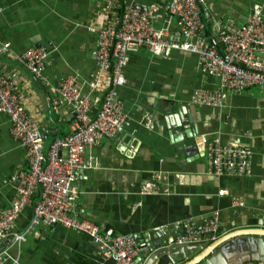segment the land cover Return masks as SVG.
<instances>
[{
	"label": "crops",
	"instance_id": "obj_1",
	"mask_svg": "<svg viewBox=\"0 0 264 264\" xmlns=\"http://www.w3.org/2000/svg\"><path fill=\"white\" fill-rule=\"evenodd\" d=\"M167 2L120 0V5L132 4L140 10L156 5L154 26L162 27L169 20L167 27L172 31L176 19L167 14ZM254 3L261 5L264 15V0H203L208 41L219 47L215 20L222 29L233 31L245 23ZM0 5V46L9 45L0 52V74L24 95V107L37 119L47 149L56 137L69 133L75 120L55 90L60 78L73 76L77 88L92 100L101 99L110 78L116 79L112 70L98 68L97 32L89 27L104 25L121 8L110 13L105 0H0ZM40 44L48 50L43 80L17 60L26 49ZM110 85L122 101L126 119L113 137L101 138L82 155V159L91 158L93 166L78 177L75 208L80 217L101 230L132 233L156 246L175 238L185 219L202 223L213 212H218L220 236L264 228L262 88L227 89L220 107L196 103L194 90L219 87V80L202 70L198 56L173 50L164 57L144 46L128 52L118 81ZM96 112L97 105L91 108L92 115ZM186 131L188 136L196 135L198 142L184 147ZM214 138L251 148L247 175L208 171L205 146ZM26 167L24 148L13 137L8 116L0 111V209H7L14 200L16 175ZM149 181L153 187L143 193ZM38 192L20 211L12 232L23 231L29 223ZM158 226L164 228L155 235ZM1 250L16 258V264H117L89 235L58 224L36 225L20 242L0 239ZM139 255L148 257L149 252ZM181 260L177 255L175 264Z\"/></svg>",
	"mask_w": 264,
	"mask_h": 264
},
{
	"label": "built area",
	"instance_id": "obj_2",
	"mask_svg": "<svg viewBox=\"0 0 264 264\" xmlns=\"http://www.w3.org/2000/svg\"><path fill=\"white\" fill-rule=\"evenodd\" d=\"M203 0H168L165 5L169 16L176 19V27L169 31L167 23L155 27L158 6L150 5L140 10L132 4L120 5V0H105L112 15L104 25L91 26L97 32L95 58L102 71H110L107 89L101 99L90 98L77 88L75 78L66 75L55 87L58 98L66 103L74 115V122L68 134L56 137L45 149L43 135L37 119L24 107V95L14 90L13 83L0 74V111L11 122V132L24 148L27 167L16 175V196L7 209H0V239L20 242L24 234L36 225H61L68 229L89 235L97 247L115 259L117 264H144L139 255L151 241L137 238L132 233H115L112 228L101 230L96 223L80 217L75 208L79 193L80 173L93 166L91 158L82 159L84 151L97 144L101 138L115 135L126 119L112 81H118L128 58V52L146 47L152 54L167 57L173 50L187 51L198 56L201 68L219 80L216 89L198 88L192 94V101L220 107L227 89L241 91L249 86L264 90V15L261 5L254 3L245 23L233 31H226L215 20L216 38L219 47L208 41L206 24L202 15ZM2 6L0 5V12ZM8 43L0 46V52L8 49ZM48 55L47 48L35 45L21 53L17 60L35 77L44 79L42 69ZM93 85V83H91ZM97 105L95 115L91 108ZM206 148L208 171L213 174L233 173L247 175L250 172L252 150L241 143H221L211 140ZM152 182H146L142 192H149ZM38 189V198L33 201L29 223L21 232H12V225L20 211L32 202V195ZM181 232L173 242L191 244L209 242L220 236L218 212L211 213L202 223L191 218L180 223ZM163 226L154 229L162 233ZM10 259L6 250L0 251V264Z\"/></svg>",
	"mask_w": 264,
	"mask_h": 264
},
{
	"label": "water",
	"instance_id": "obj_3",
	"mask_svg": "<svg viewBox=\"0 0 264 264\" xmlns=\"http://www.w3.org/2000/svg\"><path fill=\"white\" fill-rule=\"evenodd\" d=\"M187 134L188 131L185 134L188 139L182 142L184 147L198 142L196 135L191 132L189 136ZM240 231L225 233L208 244L206 242L176 244L173 242L174 238L158 246L151 243L141 252L142 254L149 252L144 264H175L177 255L181 256L182 260L176 264H244L264 261V228ZM194 249L199 251L194 252Z\"/></svg>",
	"mask_w": 264,
	"mask_h": 264
}]
</instances>
